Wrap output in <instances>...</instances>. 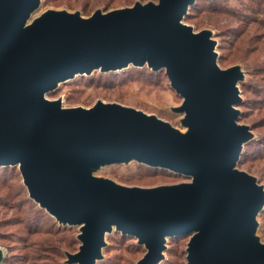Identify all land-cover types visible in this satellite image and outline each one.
<instances>
[{
	"label": "water",
	"instance_id": "95a60500",
	"mask_svg": "<svg viewBox=\"0 0 264 264\" xmlns=\"http://www.w3.org/2000/svg\"><path fill=\"white\" fill-rule=\"evenodd\" d=\"M196 0L135 1L110 10L0 0V166H18L28 195L77 226L71 264H95L106 235L136 238V264H157L168 238L189 235L185 264H264L257 234L264 186L237 166L252 137L239 123L238 64L221 68L210 29L183 22ZM164 70L182 128L118 102L66 107L47 95L76 74ZM135 161L188 180L128 186L97 175ZM4 261L0 249V263Z\"/></svg>",
	"mask_w": 264,
	"mask_h": 264
},
{
	"label": "rangeland",
	"instance_id": "374dc122",
	"mask_svg": "<svg viewBox=\"0 0 264 264\" xmlns=\"http://www.w3.org/2000/svg\"><path fill=\"white\" fill-rule=\"evenodd\" d=\"M149 0H42L34 15L47 8L80 11L83 16L95 9L104 11ZM156 1V0H152ZM183 22L194 31L210 29L216 41L218 64H238L244 76L238 82L241 102L239 123L251 126L253 137L244 144L237 166L254 175L264 186V0H196ZM114 72L92 71L76 74L58 84L50 99L61 98L66 107H89L96 100L132 106L182 128L181 114L172 111L181 98L170 87L164 70L147 74L146 65ZM147 68V69H146ZM151 70V69H150ZM152 71V70H151ZM147 166V165H146ZM135 161L100 168L97 175L128 186H155L188 180L183 175L148 169ZM150 167V166H149ZM257 234L264 240V208L258 217ZM77 226L62 225L28 195L18 166H0V264H71L66 253L77 250ZM106 235L103 257L95 264H136L145 252L133 236ZM116 234L117 238H113ZM189 235L168 238L164 258L157 264H185Z\"/></svg>",
	"mask_w": 264,
	"mask_h": 264
},
{
	"label": "trees",
	"instance_id": "16d2710c",
	"mask_svg": "<svg viewBox=\"0 0 264 264\" xmlns=\"http://www.w3.org/2000/svg\"><path fill=\"white\" fill-rule=\"evenodd\" d=\"M134 69L136 70V71H139V68H137V67H134ZM147 69V68H146ZM147 71H148V73L147 74H150V75H152V74H154V71L152 70H150V69H147ZM165 73V72H164ZM166 75V74H165ZM143 166H146V165H143ZM3 167H6V166H3ZM145 168H148V169H154V167H149V166H146ZM159 170H161V171H168L167 169H162V168H159ZM57 222V221H56ZM118 232V231H117ZM118 235H117V237L119 236V238H122V237H124V236H128L127 234H122V233H120V232H118L117 233ZM113 236V238H117L116 237V234H113L112 235ZM180 236H182V235H179V236H176V237H180ZM176 237H172V238H170V239H175ZM168 248V246L166 247V249ZM186 254V253H185Z\"/></svg>",
	"mask_w": 264,
	"mask_h": 264
},
{
	"label": "bare ground",
	"instance_id": "6f19581e",
	"mask_svg": "<svg viewBox=\"0 0 264 264\" xmlns=\"http://www.w3.org/2000/svg\"><path fill=\"white\" fill-rule=\"evenodd\" d=\"M2 251V250H1ZM3 253V252H2Z\"/></svg>",
	"mask_w": 264,
	"mask_h": 264
}]
</instances>
